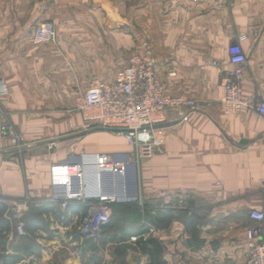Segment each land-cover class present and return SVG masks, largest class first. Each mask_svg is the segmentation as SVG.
Wrapping results in <instances>:
<instances>
[{
	"label": "crops",
	"instance_id": "0c3cea01",
	"mask_svg": "<svg viewBox=\"0 0 264 264\" xmlns=\"http://www.w3.org/2000/svg\"><path fill=\"white\" fill-rule=\"evenodd\" d=\"M42 20L54 21L56 42L31 41ZM144 42L167 93L205 104L186 121L185 110L170 109L167 123L156 128L161 145L130 165L127 195L144 199L147 209L164 193L184 200L172 209L178 215L158 219L147 237L161 243L165 264H244L248 229L258 226L264 241V220L251 216L264 212V116L229 114L221 104L233 43L248 58L244 96L264 101V0H0V78L9 87L0 106L29 142L21 154L0 142V255L21 257L15 264H151L136 235L103 245L81 229L74 233L86 217L83 205L55 203L51 181L52 165L83 153L133 158L124 136L81 133L82 116L68 110L94 77L116 80ZM51 140H57L53 150ZM108 180L122 187V178ZM43 206L45 227L34 229ZM131 224L115 221L108 235L119 237ZM117 247L126 252L119 255Z\"/></svg>",
	"mask_w": 264,
	"mask_h": 264
},
{
	"label": "built area",
	"instance_id": "2783aa9c",
	"mask_svg": "<svg viewBox=\"0 0 264 264\" xmlns=\"http://www.w3.org/2000/svg\"><path fill=\"white\" fill-rule=\"evenodd\" d=\"M30 39L35 44L56 42L54 21L37 22ZM143 49L141 54L130 58L116 80L103 81L94 77L88 88L79 93L75 106L68 110L70 115L82 116L83 122L77 128L81 133L102 128L124 136L134 147L133 158L130 156L128 159H118L112 154L101 152L83 153L78 161L51 167L54 188L52 200L63 208L72 202L86 206L88 214L80 229L82 234L94 241L99 240L103 226L110 222L113 205L122 199L133 200L127 195V184L124 180L132 163L151 157L161 145L155 127L167 123L169 110H185L183 121L188 120L189 113L205 110L204 102L199 99L168 94L165 84L158 77V62L152 46L144 42ZM229 55L233 68L222 77L221 104L225 111L229 114L256 111L264 116V101L246 98L243 93L245 69L248 65L244 49L240 44L233 43L229 48ZM170 75L175 73L170 71ZM8 93V84L0 78V98ZM4 141L17 154L23 153L29 145L25 135L10 122L0 106V142ZM56 146L57 140L48 142L50 150ZM111 175L123 179L121 188L109 183L108 178ZM134 199L145 209L144 199ZM159 199V210L179 209L184 204L183 198L171 193H164ZM3 202L0 198V205ZM251 216L257 221L264 220L262 211H252ZM144 223L148 228L144 234L147 238L155 231V226L148 221ZM17 228L20 234H25L23 223H19ZM258 237V226L248 229L249 243L244 264H264V241H258Z\"/></svg>",
	"mask_w": 264,
	"mask_h": 264
},
{
	"label": "trees",
	"instance_id": "16d2710c",
	"mask_svg": "<svg viewBox=\"0 0 264 264\" xmlns=\"http://www.w3.org/2000/svg\"><path fill=\"white\" fill-rule=\"evenodd\" d=\"M118 205V204H115ZM121 207H125L128 206L129 204H119ZM133 206V205H132ZM131 206V207H132ZM135 209L134 212L137 211H141V207L136 205L133 206ZM45 207H41V208H36V216L33 218L31 224L33 226L34 229H42L44 228V219L41 217L42 211H45L46 209H44ZM84 209V213L88 214V208L86 206L82 207ZM145 210L147 211V220L156 225L158 219H160L163 216L166 217H173L174 214L178 215V211H174V210H159V211H150L149 209H147V203L145 206ZM47 211V210H46ZM182 212L179 214L181 215ZM184 216L187 217V214L184 213ZM114 217L112 215L110 222H108L107 224H105L103 226L100 238L98 240V242H100V244H106L108 241H126L128 240L129 236L132 235H136L138 237L136 244L138 246V248L145 254H148L151 258V264H165L162 260V254H163V246L161 245V243L154 237L149 236L147 238L144 237V234L147 232L148 228L146 227L145 223H143V218H135L133 221V224H131L127 229L128 230H123V233L121 236H112L110 237L108 235V231L110 229V227L113 225L114 221ZM6 221V220H5ZM130 221V220H129ZM30 230L32 231V229L30 228ZM119 247H117V251L119 253V255H123L126 252V249H121ZM19 260H21V257L19 256H10V255H0V264H15L17 263Z\"/></svg>",
	"mask_w": 264,
	"mask_h": 264
},
{
	"label": "rangeland",
	"instance_id": "374dc122",
	"mask_svg": "<svg viewBox=\"0 0 264 264\" xmlns=\"http://www.w3.org/2000/svg\"><path fill=\"white\" fill-rule=\"evenodd\" d=\"M124 204H126V205L129 204V205L125 206V207L124 206L121 207L119 204L118 205H113V207H112V215H113V217L115 219L114 221H119V220H122V219L123 220L127 219V220H130V221H134L135 218L136 219L137 218L138 219L139 218L140 219L141 218L144 219L147 216V211L148 210H145V209H141V211L134 212L135 208L133 206H135V204L140 206L138 200H135L133 198V200H131V201L128 200V202L124 203ZM160 206H161V200L160 199L159 200H155V201H153V202H151L149 204V210L150 211H158ZM82 223H83V221H79V222L76 223L75 228L73 229L74 233H77V234L80 233V228L82 226ZM121 227L122 226H118V228H121Z\"/></svg>",
	"mask_w": 264,
	"mask_h": 264
},
{
	"label": "water",
	"instance_id": "95a60500",
	"mask_svg": "<svg viewBox=\"0 0 264 264\" xmlns=\"http://www.w3.org/2000/svg\"><path fill=\"white\" fill-rule=\"evenodd\" d=\"M160 126H162V125H160ZM158 126H156L155 128H157ZM107 130V129H102V128H97L96 130ZM109 131H113V130H109Z\"/></svg>",
	"mask_w": 264,
	"mask_h": 264
}]
</instances>
